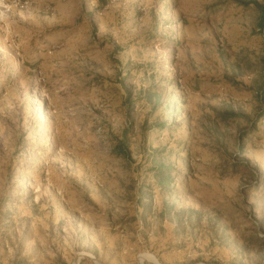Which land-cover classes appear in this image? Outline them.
Masks as SVG:
<instances>
[{"label": "rangeland", "instance_id": "rangeland-1", "mask_svg": "<svg viewBox=\"0 0 264 264\" xmlns=\"http://www.w3.org/2000/svg\"><path fill=\"white\" fill-rule=\"evenodd\" d=\"M256 3L0 0V264H264Z\"/></svg>", "mask_w": 264, "mask_h": 264}, {"label": "trees", "instance_id": "trees-1", "mask_svg": "<svg viewBox=\"0 0 264 264\" xmlns=\"http://www.w3.org/2000/svg\"><path fill=\"white\" fill-rule=\"evenodd\" d=\"M256 6L258 7V9L260 10V12L264 16V5H261L259 3H256ZM263 28H264V24H263Z\"/></svg>", "mask_w": 264, "mask_h": 264}, {"label": "clouds", "instance_id": "clouds-1", "mask_svg": "<svg viewBox=\"0 0 264 264\" xmlns=\"http://www.w3.org/2000/svg\"><path fill=\"white\" fill-rule=\"evenodd\" d=\"M148 255H151V253H149ZM155 264H158V260L155 262Z\"/></svg>", "mask_w": 264, "mask_h": 264}]
</instances>
